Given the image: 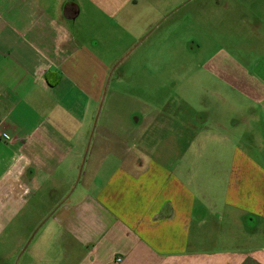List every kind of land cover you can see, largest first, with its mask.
Listing matches in <instances>:
<instances>
[{"label": "crops", "instance_id": "obj_1", "mask_svg": "<svg viewBox=\"0 0 264 264\" xmlns=\"http://www.w3.org/2000/svg\"><path fill=\"white\" fill-rule=\"evenodd\" d=\"M232 2L0 0V264H264V0L196 66L210 79L180 90L177 116L107 121L91 142L114 56L189 24L203 37ZM161 132L179 143L145 145ZM59 195L27 233L36 200Z\"/></svg>", "mask_w": 264, "mask_h": 264}, {"label": "rangeland", "instance_id": "obj_2", "mask_svg": "<svg viewBox=\"0 0 264 264\" xmlns=\"http://www.w3.org/2000/svg\"><path fill=\"white\" fill-rule=\"evenodd\" d=\"M234 1L235 3L232 2L233 5L230 8H220L218 23L213 22V28L205 27L204 25L203 37H198L201 36L200 31L197 30L194 24H189L185 32L187 39H183L182 35L179 36L178 32L171 33L169 40L163 39L161 34L156 37L152 35L145 38L143 44L130 54L114 56L117 57L118 63L121 64L114 72L113 80L107 87V95L99 105L91 131L93 132L91 135L92 145L105 143L110 140L111 136H107L106 133L102 132V126H105L107 121H117L119 126L126 127L129 125V121L133 122L141 113L154 111L155 108L170 112L172 114L171 117L177 116V102L180 90L182 92L186 91L187 94H192L191 96H193L200 80L206 76L203 73L205 71H199L198 73L196 66L199 63L209 62L211 51L216 49V46L224 47L222 48L223 52H227L225 50L226 44L230 41L226 40L227 29L232 27L240 28L241 25L234 22L243 13L246 15L249 2H257V0H244L245 8H243L236 0ZM258 6L259 4H257ZM204 16L206 15L204 14ZM232 23L234 26L230 25ZM261 32L264 34V26ZM248 33L247 27L235 30V44L242 41L243 34L247 36ZM246 36L245 42L247 41ZM263 39L251 38L250 40H254L257 45H260ZM218 53L219 60L226 58L225 53H222V51L219 50ZM206 77L210 79L209 74ZM202 95L207 97L205 100H209V97H211L206 91ZM173 121L177 122V120ZM150 138L151 140L146 141L147 144L145 145L158 144L157 146L161 148L164 142L179 143L178 135H163L162 132ZM203 142L204 139H199L196 146H202L200 143ZM209 142V138L205 140V143ZM156 153L160 154L162 152L158 150ZM202 153L204 158L209 155L207 151H202ZM90 154L91 156L93 155L92 151ZM195 154L202 156L195 151L189 152L188 158L194 157ZM223 155V157H226L228 152H223ZM61 202L60 195L58 198H42V201L37 199L35 203L37 210L31 209L26 215L27 233L34 228L36 223L47 218L46 214L54 211ZM50 220L47 222H50Z\"/></svg>", "mask_w": 264, "mask_h": 264}, {"label": "built area", "instance_id": "obj_3", "mask_svg": "<svg viewBox=\"0 0 264 264\" xmlns=\"http://www.w3.org/2000/svg\"><path fill=\"white\" fill-rule=\"evenodd\" d=\"M122 261V258H118V262H121Z\"/></svg>", "mask_w": 264, "mask_h": 264}]
</instances>
